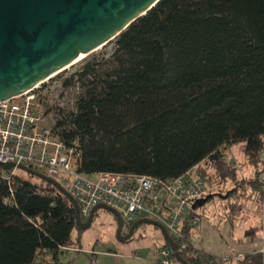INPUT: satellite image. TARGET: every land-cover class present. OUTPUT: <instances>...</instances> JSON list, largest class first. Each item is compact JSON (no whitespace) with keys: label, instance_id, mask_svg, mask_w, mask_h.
Instances as JSON below:
<instances>
[{"label":"trees","instance_id":"16d2710c","mask_svg":"<svg viewBox=\"0 0 264 264\" xmlns=\"http://www.w3.org/2000/svg\"><path fill=\"white\" fill-rule=\"evenodd\" d=\"M107 45L108 57L92 55L64 81L79 94L74 111L60 112L51 127L73 149L75 172L160 183L192 172L210 186L206 195L223 191L227 199L249 188L261 203L264 0H160ZM231 145L240 146L251 177L238 179L224 153ZM18 173L27 179L14 173L10 190L0 167V264H60L62 250L77 249L74 208L52 185ZM195 212L171 239L187 264H217L191 244ZM160 248L169 249L165 241Z\"/></svg>","mask_w":264,"mask_h":264},{"label":"water","instance_id":"95a60500","mask_svg":"<svg viewBox=\"0 0 264 264\" xmlns=\"http://www.w3.org/2000/svg\"><path fill=\"white\" fill-rule=\"evenodd\" d=\"M160 0H0V101L21 95L71 66L80 54L87 55L105 46ZM53 75V76H52ZM4 171L18 170L42 180L63 194L75 211L77 230L88 228L97 210L111 213L120 242L129 240L136 228H157L178 264H187L179 255L167 231L159 222L141 218L122 233L120 214L104 204L96 205L88 219L81 221L78 204L58 182L24 165L0 163ZM195 200L191 210L201 208L213 197Z\"/></svg>","mask_w":264,"mask_h":264},{"label":"built area","instance_id":"2783aa9c","mask_svg":"<svg viewBox=\"0 0 264 264\" xmlns=\"http://www.w3.org/2000/svg\"><path fill=\"white\" fill-rule=\"evenodd\" d=\"M44 116L33 89L0 101V163L24 165L55 181L60 173L65 174L63 186L77 202L83 222L96 205L104 204L120 214L123 227L149 218L162 224L170 237L181 238V227L192 212V204L206 193L202 179L192 172L167 183L143 175L78 174L74 170L73 149L54 136L51 128L41 127ZM14 171L5 175L10 190L14 186ZM199 221L200 217L195 216L189 224L196 227ZM171 254L170 249L159 248L154 260L156 264H171Z\"/></svg>","mask_w":264,"mask_h":264},{"label":"crops","instance_id":"0c3cea01","mask_svg":"<svg viewBox=\"0 0 264 264\" xmlns=\"http://www.w3.org/2000/svg\"><path fill=\"white\" fill-rule=\"evenodd\" d=\"M237 174L238 179L248 178L252 176L253 170L250 166H246L239 173L237 170ZM228 185L229 189L233 187L231 182ZM249 191L250 193L245 195L246 199L242 201L236 199L228 205L230 208L233 205L234 208L232 212H229V217L216 215L218 218L216 223L212 224L208 215L195 212L201 221L195 227L190 240L191 244L196 250L214 257L218 261L217 264H240L244 256L255 254L261 257V264H264V211L262 221L260 217L254 221L258 215V208L253 207L249 202H258L250 198L252 191ZM248 215H251L252 221L248 220ZM125 228L128 230V227ZM237 228H239L238 233ZM251 229L255 230L250 231ZM248 231L250 232L247 234ZM133 235L131 239L120 242L121 244L117 247L104 249L95 245L85 252L79 249H64L59 257V263L90 264V261L94 260V264H156L155 255L163 246L164 239L158 245H142L137 240L134 242ZM137 237L140 239V234Z\"/></svg>","mask_w":264,"mask_h":264},{"label":"rangeland","instance_id":"374dc122","mask_svg":"<svg viewBox=\"0 0 264 264\" xmlns=\"http://www.w3.org/2000/svg\"><path fill=\"white\" fill-rule=\"evenodd\" d=\"M111 50L112 45H107L105 48L101 47L98 50L85 55L79 61L73 63L65 70L54 75L43 83L37 85V87L33 89V92L40 99L44 109L45 116L43 122L41 123V127L51 128L55 121V118L60 112L63 114H67L69 112L74 111L75 101L79 94V89L77 88L76 84H72L68 87H65L63 85L64 81L69 78L72 74H74L76 70H78L83 61L89 59L92 55L95 54L99 56L108 57L111 53ZM224 153L227 155L229 162L232 163V166H235L237 168L238 173L243 171L244 167L248 166L243 159V156L240 151V146L231 145L228 148L224 149ZM14 173L18 174L22 179H27L25 175L18 173L17 170H15ZM66 180V176L63 173H60V175H58V178H56V182H58L60 185H63ZM204 184L207 192V189H209L210 186H206L205 182ZM229 187L230 186L228 185L227 188L229 189ZM235 188H237V186H235ZM249 190V188H239L238 193H236L234 196L230 195L227 199H225V197L221 199L214 197L208 200L203 207L196 209V211L197 213H204V215H208L212 220V224L216 223L218 219L216 215H218L219 217H229L228 205L234 202L236 199L238 201L246 199L245 195L250 193ZM220 194L224 195L226 193H223L222 191ZM205 195H203L201 198H203ZM253 197L254 194L252 191V193L250 194V198L253 199ZM248 201L246 202L248 203ZM249 204H251L253 207L256 206L258 208V215L255 217L254 221H256L257 217H260V220L262 221V214L264 211V199L261 203L249 202ZM248 220L252 221L251 215H248ZM238 229L239 228H237L236 230L237 233L239 232ZM116 230L117 222L114 216L105 210H97L94 214L90 226L84 230L76 229V231H73L72 233V238L78 242L76 248L82 250L83 252L89 251V249L95 247V245H97L99 248L104 249L106 247H117L121 243L117 239ZM126 232L127 228L123 227L122 233L125 234ZM138 234H140L141 236L140 239H137ZM191 237H193V235ZM133 238L135 240L134 242H136L137 240V242L141 243L142 245L150 246L152 244L158 245L163 241L161 232L157 228L146 224L141 225L135 231ZM170 263L175 264L171 260Z\"/></svg>","mask_w":264,"mask_h":264},{"label":"bare ground","instance_id":"6f19581e","mask_svg":"<svg viewBox=\"0 0 264 264\" xmlns=\"http://www.w3.org/2000/svg\"><path fill=\"white\" fill-rule=\"evenodd\" d=\"M85 55H82V54H80L79 56H78V58L74 61V63L75 62H77V61H79L80 59H82L83 57H84ZM53 76V75H52ZM36 88V87H35ZM34 89V88H33ZM214 198V197H213ZM218 198V197H217ZM212 199V198H211Z\"/></svg>","mask_w":264,"mask_h":264}]
</instances>
